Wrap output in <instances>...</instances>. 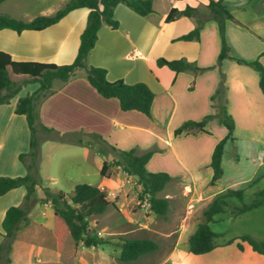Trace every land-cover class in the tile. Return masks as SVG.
Returning <instances> with one entry per match:
<instances>
[{"label":"crops","instance_id":"crops-1","mask_svg":"<svg viewBox=\"0 0 264 264\" xmlns=\"http://www.w3.org/2000/svg\"><path fill=\"white\" fill-rule=\"evenodd\" d=\"M207 1L152 0L151 10L144 15L136 13L124 3H117L112 8L116 26L110 27L103 21L100 23L94 44L85 56V64L104 67L108 80L119 78L127 83L143 81L153 92L149 116L135 109H120L115 97H103L97 93L88 83L83 70L79 69L65 81L53 80L52 91L37 104L39 121L60 132L97 133L106 146L110 144L122 149L135 147L138 152L151 148L145 168L169 174L170 179L156 192L157 196L168 200L177 190L183 198L190 195L198 203L206 204L225 187H236L241 181L246 182L247 186L254 179L255 170L246 177H240L241 172L234 173L230 175L231 181L223 186L217 184L219 179L213 184L208 183L212 147L225 133L224 126L215 118L205 123V131L172 133V129L182 120L198 119L210 111L209 95L221 70L226 85L227 110L234 120L233 140L224 142L222 154L226 147H233L245 158H258V163L263 162L264 87L261 90L258 86L257 71L231 58H223L219 65L216 64L219 37L214 19L205 18L198 37L191 39L176 37L192 28L194 16L180 15L165 20L171 7L181 9L186 5L197 8V13L204 16ZM222 2L232 15L224 23L230 53L245 59L257 57L264 65V0ZM86 11L83 7L73 8L54 23L38 30L22 29L16 32L8 27L0 28V49L14 59L69 62L75 54ZM159 56L169 59L184 57L198 66L212 67L197 73L187 70L174 72L154 63ZM27 85L25 93L33 90L37 84L31 82ZM19 90L8 102L0 103V175L14 176L25 172L17 158V154L28 146L24 116L14 112L17 96L22 95ZM48 141L58 140L42 139L43 143ZM65 142L79 147L82 160L95 153L100 154L94 147ZM104 158L101 157V161ZM38 169L41 170L40 167ZM42 176L55 181L52 172L48 171ZM171 181L176 185L174 191L166 189ZM24 193V186L18 185L0 194V221L8 205L22 204ZM27 215L28 222L16 229L12 239L10 264H61L56 243L64 228L49 203L35 201ZM240 243L244 250H251L245 241ZM256 254L260 255L259 260L264 261V255Z\"/></svg>","mask_w":264,"mask_h":264},{"label":"trees","instance_id":"trees-1","mask_svg":"<svg viewBox=\"0 0 264 264\" xmlns=\"http://www.w3.org/2000/svg\"><path fill=\"white\" fill-rule=\"evenodd\" d=\"M1 1V0H0ZM152 0H65L58 8L49 14H36L23 20L0 13V28L8 27L16 32L22 29L38 30L57 21L69 10L76 7L86 8L84 25L79 33L75 54L71 61L65 63L43 62L30 59H14L10 54L0 49V103L8 102L26 82H35L36 87L22 95L17 96L14 103V112L24 116L28 129V146L25 151L17 154V158L24 166L22 175H0V194L11 187L23 185L25 193L21 205H8L1 217L0 225L2 237L0 239V264H10V248L16 229L28 222L27 211L35 201L49 203L53 213L59 216L65 223L69 236L74 243L82 245H95L102 240L95 234L88 222V216L102 212L108 204L115 206L107 191L95 183L77 182L68 191L56 187L40 185L38 182L36 131L45 135L44 138L58 141H72L84 146L94 147L96 141L102 142L97 133L83 134L80 131L60 132L52 127L42 124L38 119L37 104L40 99L52 91L53 80L65 81L77 70L82 69L88 83L103 97H115L118 106L122 110L135 109L149 116V108L153 96L152 90L143 82H124L122 79L108 80L106 70L102 66L87 65L85 56L93 46L96 39V31L103 21L110 27L116 26V20L112 17V8L117 3H124L140 15L151 10ZM207 12L199 15L197 8L186 5L181 9L171 7L165 16V20H172L177 16H194V24L188 31L179 34L176 38L191 39L198 37V31L203 20L210 17L216 21L219 37V50L216 56V64L219 65L223 58H231L237 63L250 66L258 73V86L264 87V65L257 57L245 59L234 56L229 51V46L224 35L225 20L232 18L222 0H208ZM197 13V14H196ZM154 63L157 66L164 65L170 70H187L197 73L212 67V65L198 66L194 61L184 57L164 58L156 57ZM17 77H21L18 82ZM226 85L224 73L219 70L218 80L209 95L210 111L198 119H184L172 129L173 135L180 133H196L205 131L204 125L210 118L223 125L225 133L213 145L209 165L211 175L209 184L215 183L221 173L220 159L223 144L226 140H233L232 130L234 120L227 110ZM110 153L100 164L98 173L100 176H108V169L119 166L121 170L133 177L140 186L136 196L139 200L146 199L148 207L157 215H163L168 206V199L157 196L170 176L165 171H149L145 168V162L152 149L148 148L138 152L135 147L126 149L108 145ZM256 179H252L247 186L252 185ZM39 189V195L34 196L35 189ZM242 187H225L217 192L201 210L202 220L197 222L194 229L187 236V250L198 254L209 251L215 245L217 232L211 230L207 221L216 213L223 212L225 206L231 202L232 213H241L251 207L264 205V190L256 189L252 198L244 202ZM237 200L238 202H234ZM245 241L250 249L264 255V237L254 238L250 234L242 233L238 236ZM241 249L240 242H235ZM157 247V243L146 237H124L119 242L118 258L131 260L137 256L149 252Z\"/></svg>","mask_w":264,"mask_h":264},{"label":"rangeland","instance_id":"rangeland-1","mask_svg":"<svg viewBox=\"0 0 264 264\" xmlns=\"http://www.w3.org/2000/svg\"><path fill=\"white\" fill-rule=\"evenodd\" d=\"M64 1L1 0L0 13H7L24 20L40 12L51 13ZM20 80L21 77H17V81ZM29 83L31 82L22 85L20 94L28 90ZM36 136L37 164L38 168H41L40 171L38 169L40 185L68 191L77 182L102 184L115 204V206L108 204L102 212L88 216V222L92 225L95 234L104 240L95 245L85 246L74 243L64 221L55 216L64 228L59 233L56 243V249L61 254V264H264L263 259L259 260L260 255L256 252L244 250L242 247L239 249L235 245V242H243L238 238L242 233L250 234L254 238L264 237L263 204L234 215L230 202L223 212L214 214L212 219L207 221L209 228L218 234L213 248L193 254L187 250L186 239L197 222L203 219L201 210L206 204L198 203L195 199H191L190 195L183 198L171 181L166 185V189L176 192L174 191L168 200L166 211L163 215L151 213L146 199L139 200L136 196L140 186L136 183L135 177L124 173L118 166L108 169L107 178L99 175L101 157H108L110 153L109 147L104 143L96 141L94 149L99 150L100 154L95 153L87 160H82L76 144L65 141L43 143L42 139L45 135L39 130L36 131ZM48 144L53 145L47 147ZM261 159L263 162L258 163V158L254 160L245 158L233 147H226L221 157L222 174L217 184L226 185L231 181L230 175L234 173L241 172L240 177H246L255 170L256 181L252 185L246 186V182L243 181L236 185L244 189L242 200L248 202L256 189L264 190V175H262L264 156H261ZM48 171L54 174V182L42 176ZM37 195H39L38 188L34 191V196ZM124 237L150 238L157 243V247L134 259L120 260L119 242Z\"/></svg>","mask_w":264,"mask_h":264},{"label":"built area","instance_id":"built-area-1","mask_svg":"<svg viewBox=\"0 0 264 264\" xmlns=\"http://www.w3.org/2000/svg\"><path fill=\"white\" fill-rule=\"evenodd\" d=\"M145 200V199H144ZM147 202V201H146ZM148 204V203H147ZM97 233H99V231H97Z\"/></svg>","mask_w":264,"mask_h":264}]
</instances>
